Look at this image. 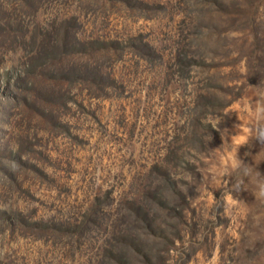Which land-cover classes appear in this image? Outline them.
<instances>
[{
  "label": "rangeland",
  "instance_id": "rangeland-1",
  "mask_svg": "<svg viewBox=\"0 0 264 264\" xmlns=\"http://www.w3.org/2000/svg\"><path fill=\"white\" fill-rule=\"evenodd\" d=\"M261 97L264 0H0V264H264Z\"/></svg>",
  "mask_w": 264,
  "mask_h": 264
},
{
  "label": "clouds",
  "instance_id": "clouds-1",
  "mask_svg": "<svg viewBox=\"0 0 264 264\" xmlns=\"http://www.w3.org/2000/svg\"><path fill=\"white\" fill-rule=\"evenodd\" d=\"M232 113H236L238 115V112L235 110H230ZM228 113L226 112L225 115ZM239 120V115H238ZM254 121L255 124L253 126L245 127L243 134H238L234 137L233 143L235 148V153L233 155V159H236V155L238 154V150L240 147L248 145L250 138L259 141L261 145H264V97H261L256 104V107L254 109ZM239 167V165H237ZM236 193H239L241 191L239 183L236 185H233V189ZM257 195L261 198H264V183H260L258 185V192ZM213 200V203H216V198L213 194L211 197ZM224 202L228 203H237L238 201L232 196V193L229 192L224 195Z\"/></svg>",
  "mask_w": 264,
  "mask_h": 264
}]
</instances>
